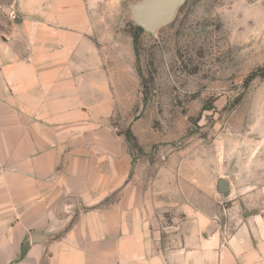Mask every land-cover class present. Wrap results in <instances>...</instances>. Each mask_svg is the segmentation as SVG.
Segmentation results:
<instances>
[{"label": "crops", "instance_id": "0c3cea01", "mask_svg": "<svg viewBox=\"0 0 264 264\" xmlns=\"http://www.w3.org/2000/svg\"><path fill=\"white\" fill-rule=\"evenodd\" d=\"M124 63L132 43L85 0L0 5V264H264L249 197L226 208L193 184L180 205L127 184L108 203L117 172L99 166V127L128 92Z\"/></svg>", "mask_w": 264, "mask_h": 264}, {"label": "rangeland", "instance_id": "374dc122", "mask_svg": "<svg viewBox=\"0 0 264 264\" xmlns=\"http://www.w3.org/2000/svg\"><path fill=\"white\" fill-rule=\"evenodd\" d=\"M143 1L85 0L134 49L122 71L128 92L99 127V166L117 172L108 203L131 184L134 198L172 193L183 205L194 184L222 207L249 197L264 209V0H186L167 26L134 44L131 8ZM221 179L230 193L218 192Z\"/></svg>", "mask_w": 264, "mask_h": 264}, {"label": "water", "instance_id": "95a60500", "mask_svg": "<svg viewBox=\"0 0 264 264\" xmlns=\"http://www.w3.org/2000/svg\"><path fill=\"white\" fill-rule=\"evenodd\" d=\"M186 3V0H144L131 8L134 23L145 32L153 34L157 30L167 26L176 11ZM12 0H0V5L9 6ZM218 192L227 194L230 192L229 183L219 180Z\"/></svg>", "mask_w": 264, "mask_h": 264}, {"label": "built area", "instance_id": "2783aa9c", "mask_svg": "<svg viewBox=\"0 0 264 264\" xmlns=\"http://www.w3.org/2000/svg\"><path fill=\"white\" fill-rule=\"evenodd\" d=\"M8 17L12 21H16L18 19V15L14 9H11L8 13Z\"/></svg>", "mask_w": 264, "mask_h": 264}, {"label": "trees", "instance_id": "16d2710c", "mask_svg": "<svg viewBox=\"0 0 264 264\" xmlns=\"http://www.w3.org/2000/svg\"><path fill=\"white\" fill-rule=\"evenodd\" d=\"M136 34L134 35V44H137V41H138V38H139V35H140V33H143L144 32V30L142 29V28H140V27H137L136 28ZM253 77V76H252Z\"/></svg>", "mask_w": 264, "mask_h": 264}]
</instances>
